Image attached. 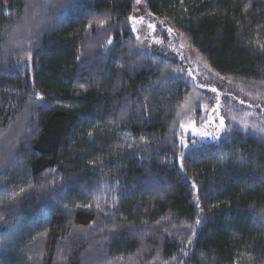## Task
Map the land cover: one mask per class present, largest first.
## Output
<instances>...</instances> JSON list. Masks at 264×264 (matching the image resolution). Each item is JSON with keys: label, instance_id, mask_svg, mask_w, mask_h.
I'll use <instances>...</instances> for the list:
<instances>
[{"label": "trees", "instance_id": "16d2710c", "mask_svg": "<svg viewBox=\"0 0 264 264\" xmlns=\"http://www.w3.org/2000/svg\"><path fill=\"white\" fill-rule=\"evenodd\" d=\"M134 4L0 0V264H264V134L175 135L182 64L264 109V0Z\"/></svg>", "mask_w": 264, "mask_h": 264}, {"label": "rangeland", "instance_id": "374dc122", "mask_svg": "<svg viewBox=\"0 0 264 264\" xmlns=\"http://www.w3.org/2000/svg\"><path fill=\"white\" fill-rule=\"evenodd\" d=\"M129 25L139 49L146 53L159 49L163 37L172 39L171 32L147 14L146 0H135ZM171 44V50L182 56L180 44ZM177 75L187 80L191 87L175 128L183 153L189 148L218 143L231 127L247 135L264 134V109L254 100L238 96L240 85L208 77L204 70L189 67L187 63L186 67L182 64Z\"/></svg>", "mask_w": 264, "mask_h": 264}, {"label": "snow or ice", "instance_id": "6c2138e0", "mask_svg": "<svg viewBox=\"0 0 264 264\" xmlns=\"http://www.w3.org/2000/svg\"><path fill=\"white\" fill-rule=\"evenodd\" d=\"M109 43H111V41H109ZM213 91H215V89H213ZM36 95H37V98H38L40 101H43L44 98H43L42 96H40L39 93H37ZM221 127H223V121H221ZM90 135H91V134H90ZM198 223H200V222L198 221Z\"/></svg>", "mask_w": 264, "mask_h": 264}]
</instances>
